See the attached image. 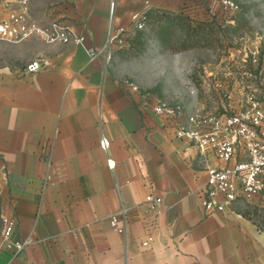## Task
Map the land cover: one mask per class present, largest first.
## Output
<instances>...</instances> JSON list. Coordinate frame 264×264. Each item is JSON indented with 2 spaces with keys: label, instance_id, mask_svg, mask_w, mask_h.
<instances>
[{
  "label": "crops",
  "instance_id": "1",
  "mask_svg": "<svg viewBox=\"0 0 264 264\" xmlns=\"http://www.w3.org/2000/svg\"><path fill=\"white\" fill-rule=\"evenodd\" d=\"M0 1L3 14L18 7ZM196 1L28 0L38 23L65 18L85 40L0 45V217L15 216L11 240L27 241L13 252L0 237V264H264V230L238 212L204 211L196 150L127 94L107 53L90 59L85 49L131 29L135 12L187 11ZM41 57L45 68L24 71ZM149 191L162 199L157 219L144 204ZM114 213L125 217L120 232Z\"/></svg>",
  "mask_w": 264,
  "mask_h": 264
},
{
  "label": "built area",
  "instance_id": "2",
  "mask_svg": "<svg viewBox=\"0 0 264 264\" xmlns=\"http://www.w3.org/2000/svg\"><path fill=\"white\" fill-rule=\"evenodd\" d=\"M220 2L232 11L236 9L232 0ZM0 4L3 2L0 1ZM17 4L16 9H10L6 14L0 11V41L18 42L37 38L50 44L84 47L83 33L77 31L67 19L56 18L41 25L29 15L28 0H17ZM131 24V29H119L109 37L102 49L85 48L90 59L101 51L108 53L115 47L125 45V38L133 29L145 27L144 12L133 13ZM47 65L48 60L44 57L33 59L24 65V71L34 73ZM202 82L205 85L206 80ZM121 85L138 105L151 107L154 114L165 121L173 137L185 139L188 146L201 157L205 181L200 187V197L206 213H235L237 204L252 205L264 211V67L254 84L241 82L226 90L229 101L218 113L196 108L186 115L180 106H169L156 95L142 94L130 82L123 81ZM99 146L107 151L108 139L102 136ZM106 164L111 169L114 167L111 158L106 160ZM144 204L148 213L157 219L162 212L161 197L149 191ZM2 221L0 237L5 247L13 252L21 251L27 241L11 240L17 218L3 216ZM124 221L123 213L109 216L113 232H120V223ZM150 240L147 237L142 245L146 247Z\"/></svg>",
  "mask_w": 264,
  "mask_h": 264
},
{
  "label": "rangeland",
  "instance_id": "3",
  "mask_svg": "<svg viewBox=\"0 0 264 264\" xmlns=\"http://www.w3.org/2000/svg\"><path fill=\"white\" fill-rule=\"evenodd\" d=\"M232 1L256 3L258 13L252 14L249 28L238 34L227 35L222 45L173 52L158 44L148 26L146 31L150 37L146 52L137 58H124L117 52L118 48H113L105 57L108 71L121 83H132L142 94L156 95L169 106H180L186 115L196 108L221 112L229 101L226 90L241 82L254 84L264 67V0ZM187 9L189 13L184 12L192 18L215 17L227 21L228 16L235 11L222 5L220 0H197L189 4ZM5 42L8 41H0V45ZM5 56L6 51L0 48V67ZM203 80H206L205 85ZM155 86H158L156 91H148ZM1 208L0 198V211ZM236 208L237 211L248 210L249 219L264 230V211L248 204H237ZM2 226L0 217V231Z\"/></svg>",
  "mask_w": 264,
  "mask_h": 264
},
{
  "label": "trees",
  "instance_id": "4",
  "mask_svg": "<svg viewBox=\"0 0 264 264\" xmlns=\"http://www.w3.org/2000/svg\"><path fill=\"white\" fill-rule=\"evenodd\" d=\"M236 2V1H235ZM235 11L226 19L218 20L196 19L180 10L177 12L147 9L145 14V27L133 29L125 38V45L119 47L117 52L124 58H137L142 56L147 49L149 26L150 32L155 36L158 44L173 52H179L194 47H213L222 45L227 35L238 34L249 28L252 14H257L256 3H235ZM159 12H165L163 15ZM158 86L149 88L156 91ZM238 213L247 217L248 210H238Z\"/></svg>",
  "mask_w": 264,
  "mask_h": 264
}]
</instances>
